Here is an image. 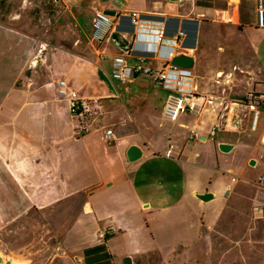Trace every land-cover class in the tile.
<instances>
[{
  "label": "crops",
  "instance_id": "1",
  "mask_svg": "<svg viewBox=\"0 0 264 264\" xmlns=\"http://www.w3.org/2000/svg\"><path fill=\"white\" fill-rule=\"evenodd\" d=\"M195 1L82 0L78 7L88 8L90 18L81 27L67 0H47L61 3L58 15L66 13L70 22L48 24V33L59 26L63 31L37 44L36 66L34 38L14 27L22 6L10 5L0 30L25 47L7 56L14 62L13 75L0 100L4 262L125 264L129 258L130 264H264V180L260 188L246 175L248 167L264 163V110L251 130L252 112L242 103L250 92L264 93V27L255 25L254 0H222L220 6L214 0H202L208 5ZM95 10L115 12L112 33L102 42L91 39ZM130 11L141 14L137 32L144 36L164 30L163 44L172 45L182 31L179 54L192 57L187 68L200 95V111L180 113L167 129L155 124L153 114L168 119L161 112L166 97L159 105L156 90L147 92L138 82L133 90L124 87L126 105L118 103L121 95L102 67L107 61L111 68L112 58L120 54L129 64L164 65L143 49L150 39H136ZM213 23L243 33L239 71L230 69L231 60L222 64V58L206 52ZM138 77L153 82L146 75L118 82L133 84ZM59 79H66L88 103L85 121L92 130L83 136L74 134L78 121L56 93ZM216 124L221 130L209 135ZM104 127L113 131L108 141L101 138ZM192 131L199 137L189 138ZM220 143L230 144V150L221 151ZM169 144L177 157L165 155ZM130 145L142 151L134 161L126 157ZM45 252L43 261L39 256Z\"/></svg>",
  "mask_w": 264,
  "mask_h": 264
},
{
  "label": "built area",
  "instance_id": "2",
  "mask_svg": "<svg viewBox=\"0 0 264 264\" xmlns=\"http://www.w3.org/2000/svg\"><path fill=\"white\" fill-rule=\"evenodd\" d=\"M255 2V25L264 27V0H254ZM130 20L134 25V33L136 39H150V42L143 45V49L164 60V65L160 68H151L145 66L142 62L129 64L123 55H115L111 62L110 79L119 82H126L137 75H146L152 78L153 82L170 92L167 94L161 112L165 118L174 120L182 112L198 113L201 105L196 103L200 98L191 70L187 67H180L171 64L173 55L182 53L184 45L182 43L183 32L179 31L171 39V44H163L164 30H157L156 33L150 34L148 37L137 32L141 29V14L137 11L128 12ZM114 28L113 17L106 14L103 10H95L91 21V39L95 42H102L111 35ZM125 37V34H123ZM125 39V38H124ZM172 52H167L168 48H172ZM56 93L59 97L66 101L69 114L75 118L78 123L74 128V134L83 136L92 130L91 123H86L89 108L87 101L78 95L66 81L59 79L56 83ZM249 112H252V118L249 128L255 130L257 118L260 110H264V93H248L242 101ZM241 126V125H238ZM219 124L214 125L209 130V135H216L220 131ZM113 137L111 128H102L101 138L110 140ZM196 132H190L189 138H198ZM165 155L167 157H177L178 153L172 144L168 145ZM263 177L257 179V184L262 186ZM264 211V208H263ZM164 264V263H162Z\"/></svg>",
  "mask_w": 264,
  "mask_h": 264
},
{
  "label": "rangeland",
  "instance_id": "3",
  "mask_svg": "<svg viewBox=\"0 0 264 264\" xmlns=\"http://www.w3.org/2000/svg\"><path fill=\"white\" fill-rule=\"evenodd\" d=\"M16 0H6V2L0 3V24H7L4 21V16L8 13V11L14 6L17 7V5L22 6L21 10L23 9V12L21 13V17L18 19L17 26H14L17 30L25 33L26 35H29V37L34 38V49L35 54L32 58V60H36L35 57L39 53V49L37 46L38 43L48 41V38L54 37L53 39L57 38V32H62V28L59 26L51 28L49 30V33L47 32L48 24L51 22L55 24V26L60 25L62 23L68 24L70 21L67 19V14H63V17H59L58 11H62L63 6H61V3H54L50 5L47 0H27L26 3H22L23 0H18V2H15ZM68 3L71 5V10L73 11V14L78 19L81 27H85L88 24V19L90 18L88 15V8H81L78 7L79 2L82 0H67ZM86 3L88 0H84ZM122 2H126V0H116ZM217 5H221L222 2L225 1H217L214 0ZM236 1V0H235ZM219 2V3H217ZM236 3V2H235ZM234 3V4H235ZM9 4V9H5L6 5ZM207 4V3H206ZM12 25V24H8ZM85 25V26H84ZM211 31L213 32V37L208 41V44H205V47H207L208 54L215 58L216 56L219 58H222V64H225L226 61L231 60L232 64H230V69L234 71L240 70L239 65V54L244 53V46L242 45V40L244 39L243 33L240 32V29L238 27H233L230 25L225 24H217L213 23L211 24ZM74 28L70 29V32L72 34V37L76 32H74ZM82 31V28H81ZM54 32V33H53ZM56 33V35H54ZM208 33V30L207 32ZM209 37V33L207 34ZM69 37V33L65 35L62 39H67ZM49 43H52L51 41ZM55 43V42H53ZM25 44L18 42L17 38H15L13 35L7 36L4 38L2 35V31L0 30V100L4 96L5 92L9 88L10 79L13 75V64L14 62H10L8 59L9 54L13 53H20L24 49ZM29 64L31 65L32 62L30 61ZM35 66L38 64L36 61L33 62ZM44 69H48L46 66L42 65ZM103 70L106 71V73H110L111 68L110 64L107 61L102 62ZM23 80H19L17 82L18 85H22ZM29 82V81H28ZM26 82V83H28ZM140 82V85H143L146 89L145 91L153 93V88L156 90V97L155 100L160 105L162 104L164 98L166 97L167 93L165 90H163L160 86L153 84V82L145 77H138L135 79V83L133 84H120L118 81L114 80V84L117 87V91L120 93L121 97L118 98L116 101L118 103H122L126 105L127 101V95L124 93V87H127L130 90L135 89V85H138ZM159 107V106H158ZM157 107V110H158ZM161 107V106H160ZM159 111V110H158ZM158 112H154V117L156 118L155 124L158 125V123L161 124V127L164 129H167L171 126V120L166 119L162 120L159 118ZM204 147H200L201 150ZM246 175L253 178L255 181H257L258 177H264V163H259L258 165H255L253 167H248L246 170ZM263 185V184H262ZM260 186V185H258ZM263 186H260V188ZM264 190V188H263ZM42 246V241H40L39 247ZM47 253L40 254L39 259H42L43 261L47 258Z\"/></svg>",
  "mask_w": 264,
  "mask_h": 264
},
{
  "label": "water",
  "instance_id": "4",
  "mask_svg": "<svg viewBox=\"0 0 264 264\" xmlns=\"http://www.w3.org/2000/svg\"><path fill=\"white\" fill-rule=\"evenodd\" d=\"M104 12L110 16L115 15V12L113 10H104ZM191 39L193 42H195L196 27L194 28V31L191 34ZM170 62H171V64L176 65V66H180V67H191L192 57L184 55V54H179V55L173 56ZM263 141H264V136H263ZM218 148L223 152H227L230 150L231 145L227 144V143H220L218 145ZM141 154H142V151L137 145H130L126 150V157H127L128 161H134V160L138 159L141 156ZM248 163H249V165H254L255 160L250 159ZM124 262H125V264H130L129 258H125ZM0 264H8L7 262L3 261L1 254H0Z\"/></svg>",
  "mask_w": 264,
  "mask_h": 264
},
{
  "label": "trees",
  "instance_id": "5",
  "mask_svg": "<svg viewBox=\"0 0 264 264\" xmlns=\"http://www.w3.org/2000/svg\"><path fill=\"white\" fill-rule=\"evenodd\" d=\"M195 3H196V5H208V4H206V2H202V0H196ZM174 22H176V21H174ZM194 28H195V25L192 26L190 34H192V32L194 31Z\"/></svg>",
  "mask_w": 264,
  "mask_h": 264
},
{
  "label": "bare ground",
  "instance_id": "6",
  "mask_svg": "<svg viewBox=\"0 0 264 264\" xmlns=\"http://www.w3.org/2000/svg\"><path fill=\"white\" fill-rule=\"evenodd\" d=\"M231 3H235V0H230Z\"/></svg>",
  "mask_w": 264,
  "mask_h": 264
}]
</instances>
